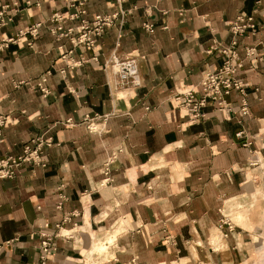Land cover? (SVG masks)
<instances>
[{"label": "crops", "instance_id": "crops-1", "mask_svg": "<svg viewBox=\"0 0 264 264\" xmlns=\"http://www.w3.org/2000/svg\"><path fill=\"white\" fill-rule=\"evenodd\" d=\"M29 1L0 0L13 15L5 36L44 23L33 47L0 50V115L7 117L0 155H19L36 135L54 143L46 167L24 165L0 178V243L15 239L0 249V264H35L40 231L58 223L73 235L58 238L47 264H244L250 256L241 243L264 242V0H88L90 20L129 10L94 48L50 31L52 14L71 11L67 0ZM241 13L257 21L239 45L249 113L233 91V110L210 103L207 117L192 120L176 96L189 88L201 94L206 71L224 59L213 47L230 41ZM80 22L62 21L75 33ZM245 46H256L257 56L246 57ZM115 54L142 57L140 86L123 85L104 67ZM48 70L44 95L35 83ZM225 208L237 220L232 231L221 226ZM112 233L116 242L95 252Z\"/></svg>", "mask_w": 264, "mask_h": 264}, {"label": "built area", "instance_id": "built-area-1", "mask_svg": "<svg viewBox=\"0 0 264 264\" xmlns=\"http://www.w3.org/2000/svg\"><path fill=\"white\" fill-rule=\"evenodd\" d=\"M71 9L66 16L62 12L52 14L50 21V31L57 36H69L75 46L82 45L87 48H94L98 37H100L107 27L114 25L119 18L124 17L129 10H120L114 13L97 14L93 19H87V1L88 0H67ZM120 1V0H119ZM28 2H30L28 0ZM39 3V2H37ZM9 4L0 3V50L9 47L12 43L26 42L30 47L35 44V38L41 33L44 23L39 21L29 24L21 28L15 35L5 36L2 28L13 20V15L9 14ZM16 10H19L16 8ZM64 19H80V25L77 33L72 27L65 28L62 21ZM148 30H153L154 24L145 23ZM231 39L225 45L216 44L213 49L221 51L224 55L222 63L216 68L206 71L201 81V94L194 88H189L176 96V99L188 111L192 120H198L207 117L206 107L212 103L218 111L229 112L233 110L230 101V95L233 91H237L241 95L240 109L244 114L249 113V102L247 98V87L249 82L239 76V71L244 65V58L240 54L239 45L240 39L247 33H255L257 30V21L254 15L248 13L239 14L230 24ZM70 50L62 54L63 58H67ZM258 54L256 46H245V56L254 58ZM144 57V56H143ZM97 59L96 56H94ZM140 56L113 55L109 61L104 64L105 68H111L118 76L123 85L138 87L142 84L140 74ZM71 66V64H68ZM62 72L65 69H61ZM51 70H48L45 75L38 80L35 85L43 92L44 95L50 93V88L47 85L48 75ZM25 81H17L16 85H20ZM99 116V115H98ZM86 115L84 121H88ZM7 117L0 115V126L4 125ZM67 123H73L72 119H68ZM90 129L95 130V122H89ZM242 135V131L238 132ZM52 137L44 135H36L28 143L24 145L22 153L19 155H0V178H13L17 175L20 168L24 165L47 166L45 159V149L53 145ZM248 141L245 144L249 145ZM111 159L105 163V172L109 179ZM71 218H66L69 221ZM228 225L229 230L234 229V224L230 221L222 220L221 226ZM73 229H68L63 223H58L53 228H43L40 231V257L35 264H47L50 257L57 250V240L59 237H71ZM227 235V234H226ZM15 239L7 240L0 243V249L4 245H11Z\"/></svg>", "mask_w": 264, "mask_h": 264}, {"label": "rangeland", "instance_id": "rangeland-1", "mask_svg": "<svg viewBox=\"0 0 264 264\" xmlns=\"http://www.w3.org/2000/svg\"><path fill=\"white\" fill-rule=\"evenodd\" d=\"M230 212L226 208L221 211V213H222L221 222H222V220L230 221L235 226L236 225L235 221H237V220H234L232 218V217H234V213H230ZM238 215H239V213H238ZM239 217L241 218V215H239ZM238 223H240L239 220H238ZM240 224L242 225V222ZM228 229H229V227H228ZM228 231H230V230H228ZM228 231L226 232V234H228ZM117 232L118 231H116V233ZM229 236H231V234ZM246 238L248 239L249 236H246ZM218 243H220L219 248H221L222 247L221 246L222 240H220V242H218ZM240 247H244V249L247 250V253L250 256L249 258H246L244 260V264H264V242H261L259 240L258 241L252 240L251 242H248V243H241Z\"/></svg>", "mask_w": 264, "mask_h": 264}, {"label": "bare ground", "instance_id": "bare-ground-1", "mask_svg": "<svg viewBox=\"0 0 264 264\" xmlns=\"http://www.w3.org/2000/svg\"><path fill=\"white\" fill-rule=\"evenodd\" d=\"M116 238H117L116 234L112 233V234H108L107 237L99 239V241L95 244V252H97L98 254H101L106 248L110 247L111 244H114L116 242ZM218 239H220V238H218ZM219 242H220V240H219Z\"/></svg>", "mask_w": 264, "mask_h": 264}]
</instances>
